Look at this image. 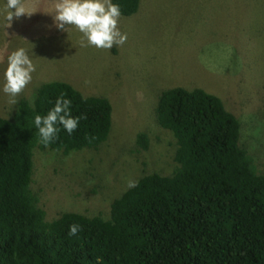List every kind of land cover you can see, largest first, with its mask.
I'll list each match as a JSON object with an SVG mask.
<instances>
[{
    "label": "trees",
    "instance_id": "obj_1",
    "mask_svg": "<svg viewBox=\"0 0 264 264\" xmlns=\"http://www.w3.org/2000/svg\"><path fill=\"white\" fill-rule=\"evenodd\" d=\"M140 1L114 0L123 16ZM61 93L86 119L45 146L33 117ZM156 116L175 139L170 174L140 176L111 201L107 218L65 211L50 219L31 188L34 150L97 149L109 135L112 105L51 80L34 102L20 98L0 116V264H264V171L239 143L237 116L218 96L181 86L159 94ZM136 145L148 147L145 133ZM74 223L81 231L69 236Z\"/></svg>",
    "mask_w": 264,
    "mask_h": 264
},
{
    "label": "rangeland",
    "instance_id": "obj_2",
    "mask_svg": "<svg viewBox=\"0 0 264 264\" xmlns=\"http://www.w3.org/2000/svg\"><path fill=\"white\" fill-rule=\"evenodd\" d=\"M24 3L31 14L9 24L0 7V79L17 47L31 49L37 66L17 101H32L41 83L61 80L112 105L109 135L97 149L34 150L31 188L46 218L65 211L107 218L130 181L171 173L175 139L158 124L156 105L175 86L218 96L240 121V145L264 171V0H141L120 18L127 42L110 50L88 46L74 26L58 29L56 0ZM8 100L0 92V116L14 112ZM139 132L148 138L144 150Z\"/></svg>",
    "mask_w": 264,
    "mask_h": 264
},
{
    "label": "clouds",
    "instance_id": "obj_3",
    "mask_svg": "<svg viewBox=\"0 0 264 264\" xmlns=\"http://www.w3.org/2000/svg\"><path fill=\"white\" fill-rule=\"evenodd\" d=\"M0 7L5 13L7 24L14 17L31 14L26 11L24 0H0ZM54 12L56 27L65 30V26H74L88 46L110 50L113 46H123L127 42V33L119 27L122 8L114 0H56ZM32 55L31 49L17 47L6 58V67L0 79V92L9 97L10 105L18 103L17 97L32 82V74L37 70ZM83 119L86 117L82 114H72V99L61 93L46 114L34 115L32 123L40 142L47 146L58 138L61 130L72 135ZM128 186L135 187V182L130 181ZM79 231V224H71L68 235L76 236Z\"/></svg>",
    "mask_w": 264,
    "mask_h": 264
},
{
    "label": "crops",
    "instance_id": "obj_4",
    "mask_svg": "<svg viewBox=\"0 0 264 264\" xmlns=\"http://www.w3.org/2000/svg\"><path fill=\"white\" fill-rule=\"evenodd\" d=\"M141 2V1H140Z\"/></svg>",
    "mask_w": 264,
    "mask_h": 264
}]
</instances>
